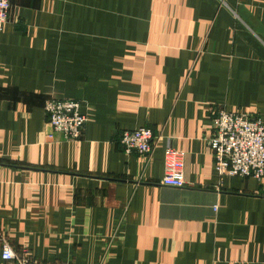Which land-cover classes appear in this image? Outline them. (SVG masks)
I'll return each instance as SVG.
<instances>
[{
  "label": "crops",
  "instance_id": "1",
  "mask_svg": "<svg viewBox=\"0 0 264 264\" xmlns=\"http://www.w3.org/2000/svg\"><path fill=\"white\" fill-rule=\"evenodd\" d=\"M0 33V264H264V178L225 177L214 110L264 123V0H9ZM76 101L66 141L43 110ZM149 128V157L124 130ZM184 153L183 188L160 185ZM216 206V211L213 208Z\"/></svg>",
  "mask_w": 264,
  "mask_h": 264
},
{
  "label": "built area",
  "instance_id": "2",
  "mask_svg": "<svg viewBox=\"0 0 264 264\" xmlns=\"http://www.w3.org/2000/svg\"><path fill=\"white\" fill-rule=\"evenodd\" d=\"M9 0H0V33L7 22ZM43 110L47 123L54 133L66 141L81 139L85 127V117L80 113L76 101L50 98L44 102ZM158 138L146 127L124 130L120 144L127 153L136 152L149 157L156 147ZM217 184L214 190L220 192L225 177L264 178V123L259 117L247 112L214 110L212 113V133L208 138ZM164 172L160 185L180 189L185 185L184 153L165 147L163 151ZM216 206L213 208L216 211ZM2 261L14 264H42L28 257L15 259L7 245L1 251Z\"/></svg>",
  "mask_w": 264,
  "mask_h": 264
}]
</instances>
